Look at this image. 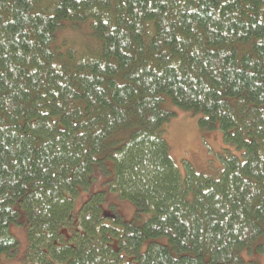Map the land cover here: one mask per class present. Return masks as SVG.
<instances>
[{
    "label": "trees",
    "instance_id": "trees-1",
    "mask_svg": "<svg viewBox=\"0 0 264 264\" xmlns=\"http://www.w3.org/2000/svg\"><path fill=\"white\" fill-rule=\"evenodd\" d=\"M168 104L222 133L218 175L175 165ZM260 254L264 0H0V264Z\"/></svg>",
    "mask_w": 264,
    "mask_h": 264
},
{
    "label": "rangeland",
    "instance_id": "rangeland-1",
    "mask_svg": "<svg viewBox=\"0 0 264 264\" xmlns=\"http://www.w3.org/2000/svg\"><path fill=\"white\" fill-rule=\"evenodd\" d=\"M167 108L175 113V117L168 123V127L166 126L167 133L164 135L169 144L170 156L180 172L186 173L192 168L197 174L218 175L222 167L220 155L225 148L222 133L216 129L204 135L198 127L199 115L181 111L171 104H168ZM110 198L115 200L113 211L116 209L126 219L134 215V207L129 202L119 201L113 195ZM19 227L12 230L19 243L15 262H21L28 250L26 235ZM245 259L252 264H264L263 254L246 255Z\"/></svg>",
    "mask_w": 264,
    "mask_h": 264
}]
</instances>
